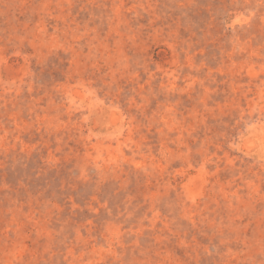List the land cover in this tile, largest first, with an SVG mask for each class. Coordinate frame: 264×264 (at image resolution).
<instances>
[{
  "label": "rangeland",
  "instance_id": "obj_1",
  "mask_svg": "<svg viewBox=\"0 0 264 264\" xmlns=\"http://www.w3.org/2000/svg\"><path fill=\"white\" fill-rule=\"evenodd\" d=\"M0 264H264V0H0Z\"/></svg>",
  "mask_w": 264,
  "mask_h": 264
}]
</instances>
